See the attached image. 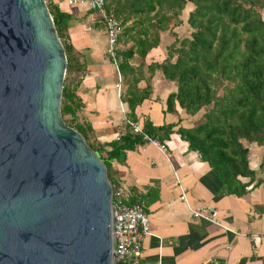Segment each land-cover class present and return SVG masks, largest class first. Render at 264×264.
Returning a JSON list of instances; mask_svg holds the SVG:
<instances>
[{"label": "trees", "instance_id": "trees-1", "mask_svg": "<svg viewBox=\"0 0 264 264\" xmlns=\"http://www.w3.org/2000/svg\"><path fill=\"white\" fill-rule=\"evenodd\" d=\"M104 1L106 11L120 21L114 56L122 84L120 98L128 106L126 119L136 123L135 108L150 96L151 75L159 71L176 85L166 98V111L174 112L176 103L189 115L203 110L197 123L176 132L215 170L226 193L244 195L255 180L244 142L264 148V0ZM188 3L192 8L185 20L187 29L178 35L174 29L182 24L181 14ZM47 6L66 54L62 118L68 115L75 122L72 126L63 118L98 153L113 184V160H122L126 151L147 142L144 135L163 142L174 125L154 126L145 120L138 132L125 121L108 149L91 143L89 128L78 123L76 115L82 106L76 93L79 82L70 72L84 69V65H78L67 41L70 14L51 0ZM165 32L173 37L166 56L148 63L149 75L145 76L143 60ZM140 80L146 82L143 88L138 87ZM260 182L256 179L254 185Z\"/></svg>", "mask_w": 264, "mask_h": 264}, {"label": "water", "instance_id": "water-1", "mask_svg": "<svg viewBox=\"0 0 264 264\" xmlns=\"http://www.w3.org/2000/svg\"><path fill=\"white\" fill-rule=\"evenodd\" d=\"M46 0H0V264H114L111 182L60 105Z\"/></svg>", "mask_w": 264, "mask_h": 264}, {"label": "crops", "instance_id": "crops-1", "mask_svg": "<svg viewBox=\"0 0 264 264\" xmlns=\"http://www.w3.org/2000/svg\"><path fill=\"white\" fill-rule=\"evenodd\" d=\"M51 2L70 14L67 41L78 65H84L70 72L79 82L76 93L82 106L77 121L89 128L91 143L108 149L124 128L128 106L117 89L120 74L107 54L105 28L84 3ZM180 26L174 29L178 35ZM172 40L168 32L161 34L158 46L143 60L145 76L147 64L161 61ZM145 85V80L138 83L140 88ZM150 85V96L135 108L136 124L142 128L149 120L154 126L174 125L163 139L165 149L145 142L112 161L113 183L125 185L149 216L151 233L143 239L142 264H264V148L244 142L255 180L242 196L226 193L215 170L176 132L192 127L202 112L189 115L177 103L174 112L166 111V98L176 85L159 71L151 75ZM256 179L261 182L254 185ZM181 188L185 200L180 199ZM198 207L216 209L228 229L193 218L191 209Z\"/></svg>", "mask_w": 264, "mask_h": 264}, {"label": "built area", "instance_id": "built-area-1", "mask_svg": "<svg viewBox=\"0 0 264 264\" xmlns=\"http://www.w3.org/2000/svg\"><path fill=\"white\" fill-rule=\"evenodd\" d=\"M68 2L70 4H86L88 9L94 11L102 21L108 44L107 53L116 66L119 77L114 50L120 33V21L106 11L104 0H68ZM117 89L120 90L119 84ZM125 121L133 127L134 131L141 132V128L136 123L127 119ZM144 138L147 142L155 144L161 151L165 149L164 143L151 139L146 135H144ZM111 185V236L114 264H142L143 239L151 233L149 216L140 203L132 200V193L125 185L121 183H111ZM180 190V199L185 200V191L182 188ZM191 215L195 219L204 220L226 230L228 229L219 221L216 209L193 208L191 209Z\"/></svg>", "mask_w": 264, "mask_h": 264}, {"label": "rangeland", "instance_id": "rangeland-1", "mask_svg": "<svg viewBox=\"0 0 264 264\" xmlns=\"http://www.w3.org/2000/svg\"><path fill=\"white\" fill-rule=\"evenodd\" d=\"M192 8V5L191 3H188L187 6L185 7V9L182 11V14H181V17H183V20H182V24L178 30V32L180 33V35H183L185 30L187 29V24H186V17H187V13L188 11ZM262 17L264 18V12L262 13ZM108 46V44H107ZM108 54V53H107ZM66 75V74H65ZM201 112H203V110H200ZM63 118H65V120L71 124L72 126L75 125V122L73 120H70L69 116L68 115H65Z\"/></svg>", "mask_w": 264, "mask_h": 264}]
</instances>
